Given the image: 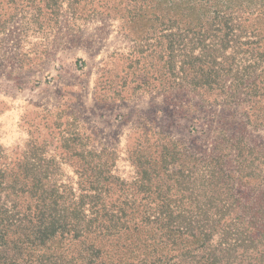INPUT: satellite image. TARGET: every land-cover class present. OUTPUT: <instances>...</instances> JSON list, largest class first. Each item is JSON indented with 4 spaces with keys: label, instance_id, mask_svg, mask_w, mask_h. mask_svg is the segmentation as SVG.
Segmentation results:
<instances>
[{
    "label": "trees",
    "instance_id": "1",
    "mask_svg": "<svg viewBox=\"0 0 264 264\" xmlns=\"http://www.w3.org/2000/svg\"><path fill=\"white\" fill-rule=\"evenodd\" d=\"M83 2L96 1L71 0L74 15ZM127 3L115 11L134 46L118 56L143 74L137 89L219 107L218 126L199 152L143 132L128 148L130 177L106 147L0 146V264H264V142L247 133L264 129V0ZM103 64L95 95L114 100L115 53Z\"/></svg>",
    "mask_w": 264,
    "mask_h": 264
},
{
    "label": "rangeland",
    "instance_id": "2",
    "mask_svg": "<svg viewBox=\"0 0 264 264\" xmlns=\"http://www.w3.org/2000/svg\"><path fill=\"white\" fill-rule=\"evenodd\" d=\"M12 1L0 5V21L6 22L0 32V146L6 153L29 152L28 139L43 142L38 152L48 155L75 152L65 146L73 142L79 143L76 151L85 149L81 144L98 151L106 147L119 156L118 172L130 177L135 170L128 148L143 132L170 134L194 152L206 148L221 108L201 106L187 93L137 89L133 80L142 73L118 56L134 46L115 11H124L127 0H95L86 7L83 2L79 15L71 0H63L60 11L53 4L57 0ZM111 53L118 75L111 89L119 95L99 100L96 84ZM102 86L104 80L99 96ZM247 133L264 142V129ZM71 164L62 166L71 172Z\"/></svg>",
    "mask_w": 264,
    "mask_h": 264
}]
</instances>
